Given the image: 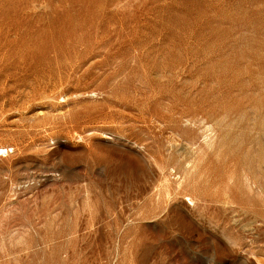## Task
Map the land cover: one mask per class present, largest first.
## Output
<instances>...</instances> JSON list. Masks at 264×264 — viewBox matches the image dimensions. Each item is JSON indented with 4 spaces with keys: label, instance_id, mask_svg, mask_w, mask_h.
I'll use <instances>...</instances> for the list:
<instances>
[{
    "label": "rangeland",
    "instance_id": "374dc122",
    "mask_svg": "<svg viewBox=\"0 0 264 264\" xmlns=\"http://www.w3.org/2000/svg\"><path fill=\"white\" fill-rule=\"evenodd\" d=\"M0 146V264H264V0H0Z\"/></svg>",
    "mask_w": 264,
    "mask_h": 264
},
{
    "label": "bare ground",
    "instance_id": "6f19581e",
    "mask_svg": "<svg viewBox=\"0 0 264 264\" xmlns=\"http://www.w3.org/2000/svg\"><path fill=\"white\" fill-rule=\"evenodd\" d=\"M209 120H210V119H209ZM204 125H205V124H204ZM213 125H214V124H213ZM215 126H216V125H215ZM197 127H198V126H197ZM192 128H193V127H192ZM205 128L207 129V125H206ZM215 128H216V127H215ZM209 129H210V126H209ZM211 129H212V128H211ZM180 130H181V129H180ZM201 130H204V129H201ZM205 131H206V130H205ZM211 131H212V130H210V132H211ZM180 132H181V131H180ZM190 132H191V131H190ZM213 132H214V131H213ZM183 133H184V132H183ZM204 133H205V132H204ZM206 134H208L207 131H206ZM211 134H214V133H211ZM188 135H189V134H188ZM204 135H205V134H204ZM181 136H182V134H181ZM206 136H207V135H206ZM202 138H203V137H202ZM207 138H208V136H207ZM211 138H212V137H211ZM213 138H216V137H213ZM213 138H212V139H213ZM208 139H210V137H209ZM212 139H211V141H212ZM206 140H207V139H206ZM216 140H217V139H216ZM216 142H217V141H216ZM212 144H215V143L212 142ZM209 145H210V144H209ZM217 145H218V144H217ZM215 146H216V144H215ZM0 148L5 149L4 146H3V147L0 146ZM210 148H211V147H209V149H210ZM212 148H213V146H212ZM248 152H249V151H248ZM201 154H202V153H201ZM236 156H237V155H236ZM237 157H238V156H237ZM244 158H245V157H244ZM190 161H191V160H190ZM251 162H252V161H251ZM256 162H257V160H256ZM190 164H192V163H189L188 166H190ZM193 164H194V163H193ZM183 165H184V164H183ZM185 165H186V164H185ZM243 165H244V164H243ZM195 166H196V164H195ZM251 166H252V165H251ZM184 167H185V166H184ZM243 167H245V166H243ZM255 167H257V166H255ZM193 168H194V167H193ZM193 168H192V169H193ZM244 169H245V168H244ZM250 169H251V168H250ZM186 170H187V169H186ZM186 170H185V172H186ZM245 170H246V169H245ZM255 170H256V168H255ZM183 171H184V170H183ZM180 173H182V172H180ZM189 173H190V172H189ZM254 173H255V171H254ZM186 174H187V173H185V175H186ZM251 174H253V170H252V173H251ZM180 175H181V174H180ZM183 176H184V175H183ZM183 176H182V179L184 178ZM255 176H256V174H255ZM259 176H260V175H259ZM261 176H263V175H261ZM251 177H252V176H251ZM260 178H261V177H260ZM259 180H260V179H259ZM180 181H181V179H180ZM255 182H256V180H255ZM258 182H259V181H258ZM259 183H260V182H259ZM262 183H263V182H262ZM262 183H261V184H262ZM179 184H180V183H179ZM261 186H262V188H263V185H261ZM263 189H264V188H263ZM263 189H262V190H263ZM262 193H263V192H262Z\"/></svg>",
    "mask_w": 264,
    "mask_h": 264
},
{
    "label": "built area",
    "instance_id": "2783aa9c",
    "mask_svg": "<svg viewBox=\"0 0 264 264\" xmlns=\"http://www.w3.org/2000/svg\"><path fill=\"white\" fill-rule=\"evenodd\" d=\"M1 151H2L1 154H5V155L8 154L9 152L8 149H1Z\"/></svg>",
    "mask_w": 264,
    "mask_h": 264
}]
</instances>
